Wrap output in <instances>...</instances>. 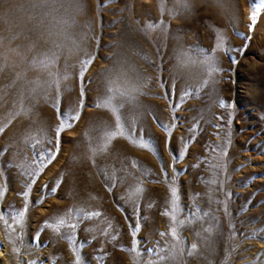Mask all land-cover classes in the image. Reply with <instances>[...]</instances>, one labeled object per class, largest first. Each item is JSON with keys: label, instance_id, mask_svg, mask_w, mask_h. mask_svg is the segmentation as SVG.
<instances>
[{"label": "rangeland", "instance_id": "rangeland-1", "mask_svg": "<svg viewBox=\"0 0 264 264\" xmlns=\"http://www.w3.org/2000/svg\"><path fill=\"white\" fill-rule=\"evenodd\" d=\"M4 254L264 264V0H0Z\"/></svg>", "mask_w": 264, "mask_h": 264}, {"label": "bare ground", "instance_id": "bare-ground-1", "mask_svg": "<svg viewBox=\"0 0 264 264\" xmlns=\"http://www.w3.org/2000/svg\"><path fill=\"white\" fill-rule=\"evenodd\" d=\"M2 258H3V259H4V258L6 259V255L4 254L2 257L0 256V264H1V262H2V264H3V263H6V260H1Z\"/></svg>", "mask_w": 264, "mask_h": 264}, {"label": "snow or ice", "instance_id": "snow-or-ice-1", "mask_svg": "<svg viewBox=\"0 0 264 264\" xmlns=\"http://www.w3.org/2000/svg\"><path fill=\"white\" fill-rule=\"evenodd\" d=\"M72 119H74V117H72ZM58 135H59V133H58Z\"/></svg>", "mask_w": 264, "mask_h": 264}]
</instances>
